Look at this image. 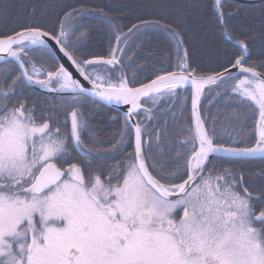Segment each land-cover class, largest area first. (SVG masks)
<instances>
[{"label":"snow or ice","instance_id":"1","mask_svg":"<svg viewBox=\"0 0 264 264\" xmlns=\"http://www.w3.org/2000/svg\"><path fill=\"white\" fill-rule=\"evenodd\" d=\"M140 7L125 31L103 9L49 0L0 32V264H264V167L241 164L264 161V0ZM97 15L108 53L86 56ZM156 34L168 67L140 79L161 58L144 50L141 65L136 41ZM105 105L128 106L107 139L84 118Z\"/></svg>","mask_w":264,"mask_h":264},{"label":"trees","instance_id":"2","mask_svg":"<svg viewBox=\"0 0 264 264\" xmlns=\"http://www.w3.org/2000/svg\"><path fill=\"white\" fill-rule=\"evenodd\" d=\"M11 5L10 9L0 14V32H6L13 28H18L24 23H28L33 20V7L36 8L35 16L39 17L41 11H44L45 6L49 3V0H7ZM64 3L79 4L84 3L90 5L97 10L103 9V11L109 13L110 16L116 18L120 24L124 26L126 31L128 27H131L133 23L137 22V16L147 15L143 8L140 7L147 0H62ZM159 2V0H157ZM229 3H235L236 5H245L247 6L251 2H239L236 0H228ZM250 10L245 7L236 17L234 22L239 25L240 22L244 20L245 11ZM50 19H46V23L50 24L51 20L54 17L49 13ZM88 26V37L83 42L81 47V53L86 56L92 55H107L109 48V39L112 35V30L107 23L102 22V18L98 15L85 21ZM83 29H80L82 31ZM217 33V38H218ZM143 42V48L138 54V62L141 65H144V61L139 57L143 55L144 50H153L156 52L157 56L161 59L156 63L155 69L153 68L152 61H149L147 65L143 68V71L138 70V78L143 79L146 75H149L153 71H158L163 64V67L167 68L168 64L163 61V56L170 51V45L168 39L163 34L150 35L147 37H142L141 40L136 41L137 44ZM136 45H133L135 47ZM264 55V48H261L260 42L257 41L256 45L252 48V59H259ZM49 64L54 63L50 58H45ZM174 62V57H173ZM202 66L212 67L215 66L208 62L207 57L203 58ZM135 67V65H133ZM131 73L129 72V75ZM154 78V77H153ZM42 98V97H41ZM190 107V101H189ZM210 111L212 113L217 112L216 107L210 106ZM230 111V109L228 110ZM117 117V121L113 122L109 120V117ZM84 118L85 120H90L93 127L102 128L103 131L100 133L105 139L111 137L117 130L121 127L123 123L122 114L106 105L102 110H92L91 107L84 109ZM223 119V117H221ZM99 122V123H97ZM254 128V121L249 119L244 127L245 135L249 137L248 143H254V139H251L250 129ZM245 168L252 170H257L260 167H264V161L256 158L252 161L241 162Z\"/></svg>","mask_w":264,"mask_h":264},{"label":"water","instance_id":"3","mask_svg":"<svg viewBox=\"0 0 264 264\" xmlns=\"http://www.w3.org/2000/svg\"><path fill=\"white\" fill-rule=\"evenodd\" d=\"M236 1L247 2V3L252 2V0H236ZM233 71H235V70H233ZM106 106L119 111L122 115H123V111L126 110L128 107L127 105H118V106L117 105H106Z\"/></svg>","mask_w":264,"mask_h":264},{"label":"rangeland","instance_id":"4","mask_svg":"<svg viewBox=\"0 0 264 264\" xmlns=\"http://www.w3.org/2000/svg\"><path fill=\"white\" fill-rule=\"evenodd\" d=\"M123 116V115H122Z\"/></svg>","mask_w":264,"mask_h":264}]
</instances>
